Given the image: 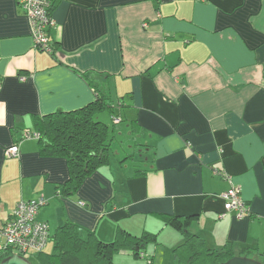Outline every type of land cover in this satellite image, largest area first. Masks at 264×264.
Listing matches in <instances>:
<instances>
[{
  "label": "crops",
  "instance_id": "crops-1",
  "mask_svg": "<svg viewBox=\"0 0 264 264\" xmlns=\"http://www.w3.org/2000/svg\"><path fill=\"white\" fill-rule=\"evenodd\" d=\"M52 2L58 56L35 48L18 0H0V227L21 200L43 197L37 217L51 241L72 222L101 239L119 227L156 232L159 244L178 241L173 252L185 230L260 259L264 0ZM97 92L147 155L138 168L110 159L67 195L66 159L43 154L39 139L22 134L36 132V118L84 107ZM16 144L18 156L7 157ZM216 169L240 186L249 215L218 217L230 183ZM168 215L189 218L168 222Z\"/></svg>",
  "mask_w": 264,
  "mask_h": 264
},
{
  "label": "trees",
  "instance_id": "trees-1",
  "mask_svg": "<svg viewBox=\"0 0 264 264\" xmlns=\"http://www.w3.org/2000/svg\"><path fill=\"white\" fill-rule=\"evenodd\" d=\"M52 46V56H58V45L54 40ZM84 76L93 84L89 73ZM112 108L108 96L97 92L95 100L84 107L57 110L35 119L34 127L39 133L41 152L63 157L67 161L69 178L62 185L63 193L74 194L88 176L101 166L109 164L114 129L110 130L108 124L96 119V115L102 111L112 113ZM112 118L114 122V117ZM143 173L145 172L141 169H136L134 174ZM188 218L176 215L165 217L168 222L178 223ZM182 235L183 242L173 250L174 264H220L237 255L261 261L254 255L256 251L253 249L247 248L238 252L227 246L217 249L210 247L197 234L184 230ZM156 240V233L144 231L141 235H136L119 227L113 240L105 241L95 231L82 233L76 224L65 222L56 228L52 236L53 253L43 250L31 253L25 258L29 261L33 258L31 264H116V252L128 251L134 258L139 259L145 256L144 251ZM13 254L11 248L0 250V262Z\"/></svg>",
  "mask_w": 264,
  "mask_h": 264
},
{
  "label": "built area",
  "instance_id": "built-area-1",
  "mask_svg": "<svg viewBox=\"0 0 264 264\" xmlns=\"http://www.w3.org/2000/svg\"><path fill=\"white\" fill-rule=\"evenodd\" d=\"M22 10L29 19L31 36L37 50L52 55L54 52L50 29L55 26V20L51 14L52 0H18ZM120 118L114 117V123H119ZM23 138H39L38 132L25 130ZM18 144L6 150L7 157L18 156ZM218 175L226 177L230 183L229 189L222 194L224 198V210L218 215L224 219L228 213L235 212L241 218L250 214V206L241 196L240 186L235 185L228 175L215 170ZM42 198L21 200L10 218L0 227V250L11 248L14 253L23 257L31 253H39L46 249L51 241L49 225L38 219L39 209L47 204Z\"/></svg>",
  "mask_w": 264,
  "mask_h": 264
},
{
  "label": "rangeland",
  "instance_id": "rangeland-1",
  "mask_svg": "<svg viewBox=\"0 0 264 264\" xmlns=\"http://www.w3.org/2000/svg\"><path fill=\"white\" fill-rule=\"evenodd\" d=\"M96 119L104 121L108 124L110 130L113 131L112 133L113 140H112V147L110 150V159L113 163L116 161L119 162V159L122 158L123 164L129 163L132 167L138 168L143 165V159L146 158L147 151L137 145V138L131 136L129 133V129H127L126 125L127 122L123 121L119 124H113L111 114L108 111H102L96 115ZM126 130L122 132L121 130ZM125 158V159H124ZM118 164V163H116ZM103 226V223L101 224ZM97 233V231H96ZM156 233V232H154ZM108 234V233H106ZM142 232H140V235ZM114 237L103 239L105 241L113 240ZM2 241V239H0ZM159 242H165L163 240H157L152 242L147 249L144 251V257H140L136 259L130 252L126 251H119L116 252L114 255V262L116 264H174V254L172 252V246L178 243L170 242L168 245L166 244H159ZM45 251L47 253H53L54 251V243L53 241L49 242L48 246L46 247ZM263 252V251H262ZM260 260L264 261V254L260 255ZM33 262L34 259L32 258L30 262Z\"/></svg>",
  "mask_w": 264,
  "mask_h": 264
},
{
  "label": "water",
  "instance_id": "water-1",
  "mask_svg": "<svg viewBox=\"0 0 264 264\" xmlns=\"http://www.w3.org/2000/svg\"><path fill=\"white\" fill-rule=\"evenodd\" d=\"M0 264H31V263L29 260L21 256L20 254L14 253L12 256L0 262ZM220 264H264V262L249 257L237 255Z\"/></svg>",
  "mask_w": 264,
  "mask_h": 264
}]
</instances>
